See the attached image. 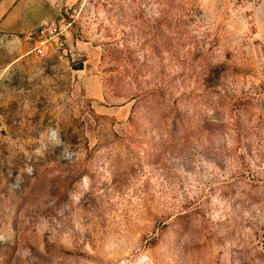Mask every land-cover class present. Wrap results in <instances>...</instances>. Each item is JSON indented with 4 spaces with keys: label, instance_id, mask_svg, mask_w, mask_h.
<instances>
[{
    "label": "rangeland",
    "instance_id": "1",
    "mask_svg": "<svg viewBox=\"0 0 264 264\" xmlns=\"http://www.w3.org/2000/svg\"><path fill=\"white\" fill-rule=\"evenodd\" d=\"M39 13L73 56L0 36V264H264V0Z\"/></svg>",
    "mask_w": 264,
    "mask_h": 264
},
{
    "label": "crops",
    "instance_id": "2",
    "mask_svg": "<svg viewBox=\"0 0 264 264\" xmlns=\"http://www.w3.org/2000/svg\"><path fill=\"white\" fill-rule=\"evenodd\" d=\"M55 0H0V36L19 37L34 34L36 26L49 16L39 13L45 5L50 8Z\"/></svg>",
    "mask_w": 264,
    "mask_h": 264
},
{
    "label": "built area",
    "instance_id": "3",
    "mask_svg": "<svg viewBox=\"0 0 264 264\" xmlns=\"http://www.w3.org/2000/svg\"><path fill=\"white\" fill-rule=\"evenodd\" d=\"M31 53L43 59L69 62L72 48L66 39V24L58 19H43L36 26Z\"/></svg>",
    "mask_w": 264,
    "mask_h": 264
},
{
    "label": "trees",
    "instance_id": "4",
    "mask_svg": "<svg viewBox=\"0 0 264 264\" xmlns=\"http://www.w3.org/2000/svg\"><path fill=\"white\" fill-rule=\"evenodd\" d=\"M164 44H166L169 49L171 50V54L175 57V58H179L181 57L180 55V50H181V46H183L184 44L177 39H173V38H166L164 39ZM110 50L109 49V53H110ZM112 52L111 53H114L116 56H117V62H120L121 64L125 65V64H134L135 60H132L131 58V54H132V51L130 50L129 46L128 45H125V46H118V41H117V49L116 50H111ZM135 67V65H133ZM136 68V67H135ZM211 75V74H209ZM137 96L135 95H131L129 98L132 99V98H136ZM173 126L175 127L176 126V122H173ZM173 127V128H174ZM173 128L171 129V131H173Z\"/></svg>",
    "mask_w": 264,
    "mask_h": 264
},
{
    "label": "water",
    "instance_id": "5",
    "mask_svg": "<svg viewBox=\"0 0 264 264\" xmlns=\"http://www.w3.org/2000/svg\"><path fill=\"white\" fill-rule=\"evenodd\" d=\"M72 69L74 70H83L84 69V63L80 62V63H75L72 65Z\"/></svg>",
    "mask_w": 264,
    "mask_h": 264
}]
</instances>
